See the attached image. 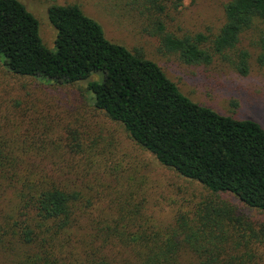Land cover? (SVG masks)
Instances as JSON below:
<instances>
[{
	"label": "trees",
	"instance_id": "obj_1",
	"mask_svg": "<svg viewBox=\"0 0 264 264\" xmlns=\"http://www.w3.org/2000/svg\"><path fill=\"white\" fill-rule=\"evenodd\" d=\"M184 1L128 4L187 62L208 64L219 54L242 74L250 72L252 59L264 66V0H229L212 39L167 31L164 16ZM48 14L57 29L55 50L43 42L38 18L21 0H0L4 66L58 83L101 74L89 84L95 107L212 196L183 201L163 225L147 213V193L129 190V211L97 217L89 188L78 187L47 140L0 129L2 264H264V221L218 195L230 193L264 212V126L192 100L156 61L110 40L78 4L53 3ZM246 34L257 54L241 46Z\"/></svg>",
	"mask_w": 264,
	"mask_h": 264
},
{
	"label": "rangeland",
	"instance_id": "obj_2",
	"mask_svg": "<svg viewBox=\"0 0 264 264\" xmlns=\"http://www.w3.org/2000/svg\"><path fill=\"white\" fill-rule=\"evenodd\" d=\"M21 1L38 18L41 37L50 49H56L57 37V29L49 19L50 5L78 4L102 24L110 40L156 61L192 100L264 126V66L255 59L248 74L240 73L219 54H214L208 64L187 62L163 44L128 0ZM228 1L185 0L178 10L164 16L166 29L180 36L202 33L212 39L225 22ZM250 39L246 34L241 46L257 54ZM3 58L0 54L1 131L8 136L13 132L30 136L37 142L47 140L57 158L67 161L62 165L71 179L79 188H89L97 217H112L116 209L129 211V195L124 193L129 190L147 193L146 211L163 225L173 221L183 201L212 196L202 183L163 165L131 138L123 124L95 107L89 84L102 79L101 74L74 83H58L16 75L4 66ZM218 195L240 212L264 221L263 211L250 208L230 193Z\"/></svg>",
	"mask_w": 264,
	"mask_h": 264
}]
</instances>
